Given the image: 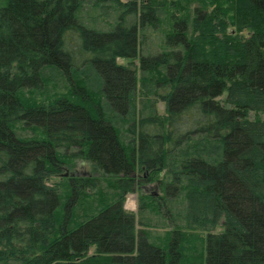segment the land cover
Instances as JSON below:
<instances>
[{"label":"trees","instance_id":"trees-1","mask_svg":"<svg viewBox=\"0 0 264 264\" xmlns=\"http://www.w3.org/2000/svg\"><path fill=\"white\" fill-rule=\"evenodd\" d=\"M180 1L163 46L172 50L152 55L139 34L159 25L155 0H0V264H264V0H185L198 4L188 12ZM138 58L167 116L140 111L123 141L98 105L135 112L137 71L117 60ZM82 64L99 94L76 78ZM47 70L70 90L26 102L21 91H39ZM21 123L31 136L16 135ZM76 160L90 178L49 183ZM136 169L161 180V199L184 193V222L204 236L171 232L163 247L139 230L124 209ZM91 195L95 204L78 202Z\"/></svg>","mask_w":264,"mask_h":264},{"label":"rangeland","instance_id":"rangeland-1","mask_svg":"<svg viewBox=\"0 0 264 264\" xmlns=\"http://www.w3.org/2000/svg\"><path fill=\"white\" fill-rule=\"evenodd\" d=\"M122 2H126L127 0H121ZM158 4H162L163 7L159 9L158 12V17H159V25L157 26L156 29H151L148 28L143 31V35L145 36L144 38L142 37V32L139 34L140 40L143 39L145 42L143 47L141 46L143 51H147L152 55L162 53L163 51H171V48H165L163 47L165 45V40H166V35L171 33V25L173 24L172 19L173 18H178L181 17L184 14V11H177L176 8L174 7V3L176 0H155ZM182 7L186 9L188 12V9L196 7L198 4L197 3H188L184 1L179 2ZM100 15H102L103 18L105 16L107 17V14L100 10L99 11ZM106 19V22L104 21ZM105 19H100L99 25L103 28H107V24L111 23L112 21L107 18ZM111 21V22H110ZM93 28V27H92ZM243 36H248V32H243ZM179 50V48L175 49ZM81 54V53H79ZM76 55L78 57V63L80 62V58H82V55ZM117 63L119 65L123 66H129L131 67L132 70L137 71V86H136V92L134 94L135 96V105H136V110L135 112L130 111V115L127 117H120L114 113H112L109 104L105 100H102L101 104L98 105L99 107L102 108V112L104 117L109 120L113 125L116 126V128H120L121 135L123 137V141H128L129 138H127V133L126 135L124 134L125 129L128 127V124L132 121L127 122V119H130L133 115L135 116L134 119L137 120L138 115L140 111H142V117H165L167 116L166 113V108H165V103L160 100V96L164 94V90L161 89V87L156 88V93H158V96L156 97L155 95L152 94L153 89H147L146 85L142 84V77H147V80L150 81L151 77L145 75L144 73L142 74L139 71V58L135 59L133 61H128L124 59H118ZM86 64V63H85ZM76 71H78L79 76L76 78L78 81L82 82L85 86L88 88L92 89L96 93H100L102 85L100 83V86H98V79L101 82L100 77L97 75V72L90 67L89 65H83L79 66L76 68ZM145 75V76H144ZM45 76L48 78H44L42 83H40L39 91L38 90H28L27 88L23 89L21 91V96L24 98V100L28 103L31 104H40L42 102H48L51 101L52 99L55 98H60L63 96H66L68 91L70 90V84H73V82H69V80H66L65 77H60L56 72L47 70L45 72ZM152 82H154L152 80ZM99 91H98V90ZM154 92V91H153ZM226 97V93H223L221 97L218 98V100H224ZM30 100H29V99ZM27 99V100H26ZM145 107V108H143ZM255 117L254 113H249V119L253 120ZM125 118V121H124ZM14 132L16 135L22 138H26L32 135L31 130L27 128H23V124H17L16 128L14 129ZM137 174V179H142L144 176H147V173H142L139 169L136 170ZM165 172H160L159 174L155 175V178L157 179H164L165 178ZM64 174H67L66 177H64ZM92 175L91 168L86 162L83 160H76L75 165L71 167L67 166H62L61 169L59 170L58 177L50 180V184L52 183H60L64 178L67 179H77V178H90ZM143 181V180H141ZM155 182V181H153ZM64 183L62 182V186L64 188L63 192V200L62 204L65 202L67 198V189L63 185ZM101 184V182H99ZM105 188V185H102ZM151 186V185H150ZM150 188V187H148ZM66 189V192H65ZM151 189V188H150ZM158 188L156 190L158 195L162 194V190ZM104 192H106V189H103ZM94 192H97V189L95 188L94 190H87L88 194H91ZM65 193V194H64ZM86 193V194H87ZM106 194V193H105ZM164 195V194H163ZM184 193H179L176 196L171 195L168 198H158L163 200L164 204V211L160 209L158 206V199H156V202L154 201L153 196L150 194H147L146 192L143 191H137L136 193L128 195L125 200H124V209L126 211H130L129 208L134 207V211H130L135 214L136 216V223L138 226L139 230H143L146 232H150L152 234V242L156 243L157 245H161L163 247H167L170 241V235L171 232H177L180 234H183L184 238L187 239L188 235L193 234L198 237L204 236L200 231H192L187 228L185 222H184V214H185V209L187 207V198H185ZM97 195H91L88 196L85 199L79 197L78 202H82V204L88 205L90 202L89 199L93 198V201L96 199ZM152 199H151V198ZM77 202V203H78ZM160 202V201H159ZM95 204V201H94ZM78 209V208H77ZM80 210L83 212L84 211V206H80ZM80 210L75 211L77 215L80 214ZM222 230L221 226H219L217 229H215V233H219ZM200 241V240H199ZM198 241V242H199ZM188 242V239L187 241ZM200 243H198L199 245ZM96 252H95V247H91L86 255V258L88 257H95ZM106 259V262L109 258L103 257ZM103 264V263H102Z\"/></svg>","mask_w":264,"mask_h":264},{"label":"flooded vegetation","instance_id":"flooded-vegetation-1","mask_svg":"<svg viewBox=\"0 0 264 264\" xmlns=\"http://www.w3.org/2000/svg\"><path fill=\"white\" fill-rule=\"evenodd\" d=\"M143 169V168H141ZM137 170V169H136ZM137 171H134L132 173V176L133 177H136V181L137 183L139 184L137 186V191H143V192H146L147 194H150L151 196L155 197L156 199L158 198H161L162 197V194L161 195H158L156 190H158V188L161 189V180H157L156 182H146L147 180V176H144L141 180L140 179H137V174H136ZM143 173V172H142ZM146 182V183H145ZM151 185V186H150ZM150 187V188H148ZM159 189V190H160ZM162 190V189H161Z\"/></svg>","mask_w":264,"mask_h":264},{"label":"crops","instance_id":"crops-1","mask_svg":"<svg viewBox=\"0 0 264 264\" xmlns=\"http://www.w3.org/2000/svg\"><path fill=\"white\" fill-rule=\"evenodd\" d=\"M134 209H135L134 207H132V208H129V210H130V211H134Z\"/></svg>","mask_w":264,"mask_h":264},{"label":"water","instance_id":"water-1","mask_svg":"<svg viewBox=\"0 0 264 264\" xmlns=\"http://www.w3.org/2000/svg\"><path fill=\"white\" fill-rule=\"evenodd\" d=\"M67 176V174H64V177H66Z\"/></svg>","mask_w":264,"mask_h":264}]
</instances>
